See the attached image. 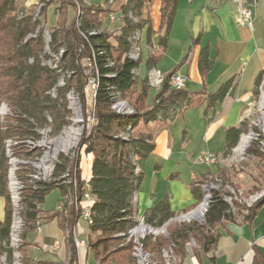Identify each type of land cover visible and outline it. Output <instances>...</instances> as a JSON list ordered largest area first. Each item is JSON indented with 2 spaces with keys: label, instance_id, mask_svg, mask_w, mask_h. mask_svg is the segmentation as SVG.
<instances>
[{
  "label": "trees",
  "instance_id": "1",
  "mask_svg": "<svg viewBox=\"0 0 264 264\" xmlns=\"http://www.w3.org/2000/svg\"><path fill=\"white\" fill-rule=\"evenodd\" d=\"M51 1H58L60 6L57 8L56 27L50 34V48L55 54L59 49L64 51L59 57L58 66L64 73H58L43 64L49 56L43 51L40 31L35 37H29L40 24L39 20L33 19L36 6H25L24 0H0V103L5 102L10 109L0 121V198L4 200V219L0 222V254L5 253L7 263L11 264L12 249L8 247V243L14 212L23 221L22 245H25L27 232L34 231L39 214L46 212L41 206L47 195L54 190L60 193L62 210L47 212L46 220H58L63 232L71 230L80 217L77 203L81 200L87 183L91 196V224L87 226L85 247L87 256L97 264H137L131 256L133 242L127 237L130 228L136 224L133 199L142 179L141 172H135L136 159L147 158L155 149L153 135L145 133L143 125L161 118L174 120L184 110L194 107V95H197L189 94L184 89H173L169 83L170 76L175 72L172 71L166 74L161 88L153 91V98L148 103L152 89L145 77L138 78L135 75L140 64L146 72L155 68V64L163 57L178 0H159L157 30L153 29L150 10L155 0H117L119 6L112 10L100 4H81L82 15L78 23L75 19L68 22V10L75 8L74 3L70 0ZM49 5L51 2L41 9V15L46 13ZM110 11L121 13L123 25L120 32L112 36L104 33L90 34L99 28L100 19ZM143 29V43L148 55L145 60L143 57L131 59L128 55L130 40L134 33ZM85 57L92 59L97 66L94 105L96 124L82 139L78 148L91 156L89 175L87 178L82 177L77 163L78 156L70 159L61 155L48 179L31 182L30 175L35 173V169L24 161L34 160L41 150L30 148L22 142H36L40 139L39 131L47 127L51 129L50 135L56 136L66 125L67 117L71 114L67 108L66 94L73 90L81 100L83 97L85 75L81 61ZM263 73L257 76L255 92ZM61 76L64 85L58 87L57 81ZM53 88L55 95L51 93ZM231 90L232 81L221 84L216 92L205 97L206 109L217 102L221 103ZM118 101H127L133 113H116L112 106ZM225 130L224 155L237 146L241 135L248 128L244 121L236 128L229 127ZM7 140L19 142L9 152L12 157L23 161L16 170L23 185L16 210L10 200L6 179L9 170V157L5 152ZM247 155L257 159L262 170L264 169V155L256 146L249 147ZM217 175L221 179L227 176L219 168ZM177 177L174 174L169 176L171 179ZM205 178L206 176L200 181ZM197 183L190 185L195 203L188 210L201 203L204 196L198 186L201 184ZM225 197L231 198V204ZM210 198L202 223L172 226L169 223L167 227L170 226L171 229L168 238L147 237L141 241L142 249L149 254H161L162 250L171 248L179 259L176 264H182L187 253L186 244L193 239L199 246L193 250V256L199 260L200 252L207 254L215 248L219 228L235 221L238 216L245 222L251 221L264 204L263 195L252 205L242 206L231 194L219 189L211 190ZM175 216L176 213L170 211L168 200L163 199L149 208L142 220L144 224L158 228ZM68 242L70 247L67 264H77L72 239ZM160 262L164 264L162 259Z\"/></svg>",
  "mask_w": 264,
  "mask_h": 264
},
{
  "label": "crops",
  "instance_id": "2",
  "mask_svg": "<svg viewBox=\"0 0 264 264\" xmlns=\"http://www.w3.org/2000/svg\"><path fill=\"white\" fill-rule=\"evenodd\" d=\"M37 1L24 0L27 7L35 5ZM247 1L249 3L245 5L251 13L252 29L239 23V2L236 0L177 2L167 36V48L155 68L164 74L172 71L179 73L185 78L184 90L197 95H194V107L184 110L174 120L161 118L143 125L145 133H152L155 149L147 158L136 160V167L142 174L135 206L139 218L163 199L168 200L170 211L176 215L188 211L195 203L190 185H196L204 176H217L218 170L215 165L207 167L195 161V158L204 151L224 155L225 129L236 128L244 122V110L256 97L257 76L264 72V0ZM159 6V0H155L151 6V9L157 10L155 17L151 12L154 30L159 25ZM143 46L142 57L145 60L148 52L144 43ZM165 62L167 67H163ZM226 81H232L231 92L221 103L217 102L206 109L205 97L216 92ZM175 127L181 128L183 133L179 146L171 132ZM139 161L141 164H138ZM173 174L178 177L169 178ZM3 219L4 200L0 198V222ZM44 222L41 225L42 234L38 235L35 231L26 234L25 240H30L29 245L22 246L21 250L25 264H67L69 249L65 245L59 221L48 219ZM82 223L85 225L84 221ZM218 230L219 238L211 252H200L197 260L191 249L186 247L182 264H264V204L251 221L245 222L238 216ZM76 237L80 239L82 234ZM44 239L48 242L58 240L59 249L56 252L50 250L42 242ZM33 242L37 245H33ZM83 255L84 264H97L87 256L85 249Z\"/></svg>",
  "mask_w": 264,
  "mask_h": 264
},
{
  "label": "rangeland",
  "instance_id": "3",
  "mask_svg": "<svg viewBox=\"0 0 264 264\" xmlns=\"http://www.w3.org/2000/svg\"><path fill=\"white\" fill-rule=\"evenodd\" d=\"M48 1L45 3V5L43 7L46 6L47 3L51 2V5H49V7L46 9V13L44 15H41L40 11L38 14V18L40 19V24L38 25L39 29L41 30H48L49 33L51 34L52 31L54 30V28L56 27V20H57V8L58 5L60 6V4H58V2H54V1H50V0H45ZM90 3L94 4V5H101L104 3V0H87ZM38 2V1H37ZM36 5V4H35ZM37 8V6H36ZM155 8L151 9L152 12V16L154 15V17L156 16L157 10H154ZM68 22L71 21V19H73V13H74V9L73 8H69L68 10ZM35 33V32H34ZM41 34V36L43 35V33L39 32ZM33 37V36H32ZM42 41L44 43V38L42 37ZM142 47L143 43H142ZM144 50V48H143ZM63 54V53H62ZM144 59V58H143ZM81 65H82V61H81ZM163 67H167V64L165 62V64H163ZM140 72H139V78L143 77V73H144V66L140 64ZM154 90H150L149 92V97H148V103L150 102V100H152L153 98V92ZM86 104L84 105L83 108V116H84V121L86 122V124L90 125V130L91 128L96 124V119H95V109L93 107V103H92V98H91V91L87 90L86 94ZM125 102V101H124ZM1 105L6 107V111L9 113V107L5 102H1ZM127 105H129V103L126 101L125 103H123V105H121V103L119 105L114 106L113 110H120V109H124V107L126 108ZM130 106V105H129ZM131 108V106H130ZM258 109V108H257ZM200 112V111H198ZM255 112V111H254ZM253 112V113H254ZM72 113V111H71ZM2 114V113H1ZM257 115H260L261 113L259 111H256ZM94 116V122H92V118ZM4 116L0 115V121H2ZM71 117V114H70ZM87 117V118H86ZM75 119H77V116L75 115ZM72 120H74V114L72 115V117L70 118L69 121H67V123L69 125H71V130L69 132H67V134L64 133L65 130L68 129V127L65 125L61 131L59 132V134H57L56 136H52L49 134H45L43 135V138H40L38 140L37 146L39 145L40 147L36 148L40 151V154L38 155L37 158H35L34 160H30V161H24L26 163V165L31 166L35 169V171L37 172V174H39V176L43 179H48L50 172L52 173L53 171L51 170L52 168V163H55L58 161L59 157L62 156H66L68 158H77V156L79 157V162L78 163V167L81 170V174L83 178H86L85 172H87L88 170V166H89V161L90 159V155H86L83 152V149L81 148L80 150L79 145L80 142L82 141L83 138H85L88 134V132H86V135L82 134V129L80 130V124L79 122L72 124ZM260 125H262V121L264 123V119L260 118ZM155 121H152L150 123H154ZM180 122V121H179ZM177 123L178 126L181 125V123ZM66 123V124H67ZM183 123V121H182ZM67 127V128H66ZM173 134V138L174 141L176 142V144L179 146L182 143V136L183 133L181 131V128L177 129V127H175L173 129V131H171ZM65 134V135H64ZM82 134V135H81ZM64 136H69V137H73L74 139L72 141H70L71 146L69 148H67L68 146H64L61 144V142L59 143V141H61ZM200 137V136H198ZM68 140V139H67ZM245 142V139H243L240 142V145L236 148H234V151L231 154H225L222 156H218L217 154H215L218 157V161L216 162L215 166L216 168H219L221 170H223V172H226L225 178L221 179L218 175L214 177H207L205 178L203 181H197V184H201L198 186H201V190L203 191V198L200 204H198L194 209L188 210L184 212V215H176V217H174L173 219H171L169 222H167L166 224H164L161 227L158 228H154L152 226L146 225L144 223H142L143 225L138 226L136 229L132 228V230H130L129 233V238L130 240H133V247H132V252H131V256L135 259V261L137 262V264H162L160 262V260L162 259V262L164 264H176L177 261H179V259L173 254V251L171 248L166 249V250H162L161 254H149L146 251H144L142 248L140 247H136L137 244L139 243L141 244V241L144 240L147 237H153V238H168V232L170 231L172 225H179V224H185V223H190V222H197V223H202V219H203V215H204V211L206 209V201H205V197L206 196H210V191L211 190H223L224 192H228L229 194H231V196L233 197V199L235 201H237L239 203V205H246V206H250L252 205L255 201H257L259 198L263 197L264 195V169L262 170L261 168V163L255 159V158H251V157H244L245 155V148L241 151V145ZM59 143V144H57ZM69 145V143H68ZM177 146V147H178ZM197 145L195 144L194 147H196ZM207 152V151H204ZM45 155L47 157H45ZM199 155V154H198ZM228 155V156H227ZM198 157V156H197ZM138 160V158L136 159ZM197 160V158H195V161ZM22 160H19V158L13 156V158L8 161L9 163V170H8V190L10 188V186L13 187V193H14V189L15 186H13V178H11L9 176V174L11 173L12 177H16V179L19 181V178L17 177V171H12L11 167L13 166H17L19 164H22ZM138 164H141L140 161L138 162ZM214 166V165H212ZM207 167H211V166H207ZM223 168V169H222ZM54 169V168H53ZM135 172L138 173L139 170L136 167ZM263 172V173H262ZM184 173V172H183ZM30 176H33L32 174ZM12 179V182H11ZM12 184V185H11ZM218 187V189L216 188ZM17 190V188H16ZM15 190V191H16ZM22 190V189H21ZM20 190V191H21ZM18 191V190H17ZM15 194V193H14ZM20 195V194H19ZM16 196L13 195L10 200L11 202L15 205V203H17V199L20 198V196ZM257 195H261L259 197H257ZM59 198H60V193L58 190H54L51 193H49L44 201V203L42 204L41 208L46 211V212H42L39 214V220H40V230H36L34 229V231L40 235L42 234V221H48L46 220L48 213L50 211H53L56 209L58 203H59ZM258 198V199H257ZM257 199V200H256ZM80 202V201H79ZM89 201L84 202L85 204H87ZM77 201L75 200L74 204H76ZM70 204V202H69ZM79 209H80V204L77 203ZM91 204V203H90ZM200 208H202L203 212H201V217L200 214L195 218V215L198 213V211L200 210ZM59 210V209H57ZM197 212V213H196ZM196 213V214H195ZM83 222V219L81 218V214L80 217L78 218L77 222L75 223V226L72 227L71 230H66V232H64V240L66 242V246L69 249V243L68 241H70V239H72V243L74 246V250L76 252V262L77 264H81V261L84 264V249L86 247V239H87V227L84 229L85 225ZM45 223V222H44ZM172 223L169 227L168 224ZM24 230V229H23ZM139 230L142 231V234L139 233ZM85 232V234H84ZM82 234V238L78 239L76 237V235H81ZM85 236H84V235ZM69 236H71V238H68ZM29 241L26 242L25 240V245L22 246H26L29 245ZM83 241L84 245L80 248L77 247L76 242H81ZM43 243H45V246H49L50 250L56 252L59 247H60V242L58 240H51L48 242V240L44 239L42 240ZM31 244V243H30ZM33 245H37L36 242L32 243ZM49 244V245H47ZM44 245V244H43ZM14 246V245H13ZM186 247H189L193 253V250L198 249V245L196 243V240L190 239L187 244ZM12 249V248H11ZM46 249V248H45ZM13 250V249H12ZM15 250V251H14ZM12 251V253L17 252V254L19 255L18 258V263L19 264H23L24 259L22 258V247H19L18 249H14ZM82 250V251H81ZM81 251V252H80ZM13 253V255H14ZM81 253V255H80ZM4 253L0 254V264H7V256L3 255ZM16 254V255H17ZM12 255L11 260H14V257ZM161 255V257L159 256ZM16 263V264H18Z\"/></svg>",
  "mask_w": 264,
  "mask_h": 264
},
{
  "label": "built area",
  "instance_id": "4",
  "mask_svg": "<svg viewBox=\"0 0 264 264\" xmlns=\"http://www.w3.org/2000/svg\"><path fill=\"white\" fill-rule=\"evenodd\" d=\"M70 1L75 4V8H73L74 9L73 19H75L76 23H78L79 20L81 19V15H82L80 5L81 4L90 5L91 3L88 2L87 0H70ZM236 1L239 2V6H238L239 7V23L246 24L249 27V29H252L251 20H250L251 19V13H250V10L246 7V5L249 2L247 0H236ZM46 2H48V1L38 0V2H36L35 6H37V8H36V11L33 15L34 20H40L38 18V14H39L40 9L45 5ZM101 6L106 8V9L112 10V9L117 8L119 6V4L117 5V0H104V3L101 4ZM134 20L136 21L137 19L135 18ZM100 22L101 23H100L99 28L91 31L90 34L104 33V34H107L108 36L117 35L120 32L121 27L123 25L121 13L115 12V11H110L104 18L100 19ZM39 31L41 33H43V35H42V37L44 38L43 51H44V53H46V55L49 56V59L43 61V64L45 66L51 68V69L56 70V72H58V73H64V71H62L58 68L59 57H61V55L64 51L62 49H59L58 52L55 54V52L51 50V48H50L51 37H50L49 31L46 29L40 30L39 27H37L35 33L32 35H29V37H32V36L35 37ZM143 33H144V29L141 32L134 33V35L132 36V38L130 40L131 49H130V51H128L129 52L128 55L131 59H134V60L137 59L138 60L139 58H141L143 56V47H142ZM96 67L97 66H95V64L92 62V59H90L89 57L83 58L82 68L84 70V75H85L84 81H85V83H84V87H83V91H82V95H83L82 100L80 99L79 95L76 94L73 90L69 91L66 94L67 108H68V110H70V112L72 111L71 117L74 114V120H72V124L79 122L80 127H81L80 130L82 129V134L85 133L84 135H86V132H88V133L90 132V125L86 124V122L84 121V116H83V108H84V105L87 103L85 94H86L87 90L91 91V98H92V103H93V107H94V105H95V94H96V88H97V79H96L97 68ZM139 72H140V69L138 68L135 71V75L137 77L139 76ZM165 76H166V74L162 73L161 71H159L156 68H152V69L144 72V75H143V77H145L147 79L148 85L154 91H158L161 88V85L163 84L164 79L166 78ZM169 83H170V86L175 90L180 91L182 89H185V78L182 77V75H180L179 73H173L169 78ZM63 85H64V79H63V76H61L58 79L56 86L60 87ZM54 90H55V88H53L51 91L52 95H55ZM255 95H256V97H255L254 101L247 104V106L244 110V113H243V118H242L243 121H245L247 123L248 131L241 135L240 140L237 144L239 146L240 142L243 139H245V142L241 145V151L245 148L244 157H247V150L252 145L256 146L258 148V150L261 153H263V155H264V123H263V121H262V125H260V121H261L260 118L264 119V81L263 80L260 81V83L258 84ZM120 103H121V105H123V103H125V102L124 101H118L112 106V108H114V106H116V105H119ZM256 111H259L261 114L260 115L255 114ZM115 112L119 113V114H125V115L126 114L129 115V114L133 113L132 109L128 105L126 108L124 107V109L122 108L120 110H116ZM6 114H8V112L6 111V107L3 105H0V115L5 116ZM75 115L77 116V119H75ZM71 117H67V121H69ZM91 120H92V122H94V116ZM48 121H50V120L48 119ZM66 126L67 127L69 126V127L67 130L64 131L65 134H67V132H69L72 128L71 125H69L68 123L66 124ZM50 132H51L50 127H47L45 129L40 130L39 131L40 138H43V135H45V134L47 135ZM22 143H26V145L30 148L40 147L39 145L37 146L38 140L36 142H32L30 140H25ZM18 144H19V142L14 141V140H7V142H6V151L5 152H6L7 156L9 157L10 162H11V159L13 157L11 156V152H9V151L11 150L12 147H14ZM238 146H236V147H238ZM233 151H234V148L231 150L230 154ZM45 157H47V156L45 155ZM197 161H198V163H200L202 165L212 166V165L216 164V162L218 161V157L215 154L210 153V152H202L198 156ZM52 164L53 165H52L51 170L53 171V168H54L56 162L52 163ZM17 169H18L17 166L15 167L12 165V167H11L12 171H16ZM11 173L9 174V176L11 178H13V183H14L13 186H15L14 193L16 194V196H18L20 194V190L23 188V185L21 184L20 180L18 181L16 179L15 176L12 177ZM51 174L52 173L50 172L49 177L51 176ZM32 175L33 176H30L31 182L32 181H38V180H46V179L41 178L39 176V174H37L36 171ZM11 182H12V179H11ZM16 188L18 191L16 190ZM216 188L218 189V187H216ZM83 190L84 191H83L81 200L79 202L80 214H81V218L85 222L86 226H88L89 224H91V217H90L91 216L90 215L91 196L88 193L87 183H85ZM8 193L10 194V198L13 195H15L13 193V187L12 186H10ZM259 196H261V195H257V197H259ZM225 200H227L229 202V204H231V198L230 197H225ZM19 201H20V198L17 199V203H15V205L12 203L15 210L18 209ZM86 201H89V202L87 204H85L84 202H86ZM133 203H134V207H135L136 206V194L134 195ZM58 209L62 210V204L61 203L58 204ZM205 212H206V209H205L204 213ZM181 215H184V213H182ZM11 220H12V222H11V226H10L8 247H10L14 250V249H18L22 245V232L24 229V224H23V221L20 218V216L15 212H14L13 218ZM135 220H136V224L132 228L136 229L138 226L143 225L142 223H144L142 218H139L137 215L135 216ZM202 222H203V219H202ZM145 226H146V224H145ZM39 228H40V220H37L35 222V229L40 230ZM132 228H130V230H132ZM130 230L127 233L128 240H130V238H129ZM139 233L142 234V231L139 230ZM132 242H133V240H132ZM136 244H137L136 247L142 248V244H140V242L136 243ZM76 245H77V247L80 248V246L82 247L84 245V243H83V241L76 242ZM13 253H12V255H13ZM16 254H17V252L14 253V255H13L14 260H11L12 261L11 264L18 263L19 255L18 254L16 255ZM3 255L6 256L5 253Z\"/></svg>",
  "mask_w": 264,
  "mask_h": 264
},
{
  "label": "bare ground",
  "instance_id": "5",
  "mask_svg": "<svg viewBox=\"0 0 264 264\" xmlns=\"http://www.w3.org/2000/svg\"><path fill=\"white\" fill-rule=\"evenodd\" d=\"M68 139V140H67ZM74 138L73 137H69V136H64V138L61 140V141H59V143L61 142V144L62 145H64V146H68L67 148H69L70 146H71V144H70V141H72ZM59 143H57V144H59ZM68 143H69V145H68ZM201 212H203V210H202V208H200V210L198 211V213L195 215V218L200 214V216L199 217H201Z\"/></svg>",
  "mask_w": 264,
  "mask_h": 264
},
{
  "label": "water",
  "instance_id": "6",
  "mask_svg": "<svg viewBox=\"0 0 264 264\" xmlns=\"http://www.w3.org/2000/svg\"><path fill=\"white\" fill-rule=\"evenodd\" d=\"M209 199H211L210 196H206V197H205L206 207H207V205H208V203H209Z\"/></svg>",
  "mask_w": 264,
  "mask_h": 264
}]
</instances>
